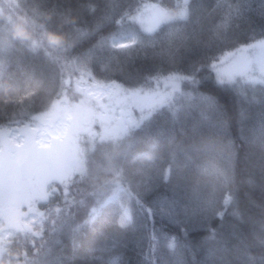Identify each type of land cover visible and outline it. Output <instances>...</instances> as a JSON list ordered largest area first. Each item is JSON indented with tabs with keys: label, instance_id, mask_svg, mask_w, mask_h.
<instances>
[{
	"label": "trees",
	"instance_id": "1",
	"mask_svg": "<svg viewBox=\"0 0 264 264\" xmlns=\"http://www.w3.org/2000/svg\"><path fill=\"white\" fill-rule=\"evenodd\" d=\"M147 3L188 12L144 32L137 15ZM0 6V128H29L57 102L73 114L49 159L30 153L29 171L28 158L0 176L1 187L25 180L33 195L22 207L31 209L23 229H12L0 257L13 264H264V79L221 80L215 69L264 44V0ZM132 32L134 44L111 45ZM49 34L63 39L51 43ZM96 81L126 90L166 82L174 90L124 123L105 109L109 95L90 90ZM117 184L130 194L129 217L109 204L92 220Z\"/></svg>",
	"mask_w": 264,
	"mask_h": 264
},
{
	"label": "rangeland",
	"instance_id": "2",
	"mask_svg": "<svg viewBox=\"0 0 264 264\" xmlns=\"http://www.w3.org/2000/svg\"><path fill=\"white\" fill-rule=\"evenodd\" d=\"M1 7V6H0ZM184 9H180L177 13L173 10H162L156 3H147L137 15V20L142 31L152 32L157 29L162 22L172 19L175 16H185ZM138 40V33L132 32L124 35H118L111 39L110 43L113 47H125L134 44ZM218 77L232 80L236 76L244 75L251 79H264V44L244 48L235 53L230 59L215 67ZM171 84V83H170ZM169 83L160 84L153 88L142 89H121L111 83L96 81L92 83L90 90L99 93L102 96L109 95L110 100L104 107L108 111L111 108L115 111V116L124 123L131 122L138 115L146 113L149 109V101L165 98L169 96L174 88H169ZM179 86L180 84L177 83ZM125 114V116L123 115ZM72 110L65 102H57L53 108L46 113L38 115L35 123L29 128L27 125H14L7 128H0V176L8 172L10 175L20 168L15 165L17 161H27L28 171L35 164V158L30 153H37V156H45V160L51 157L52 151L57 147V142L61 140L67 133L72 119ZM117 133L112 132L110 134ZM91 148V147H90ZM86 147L85 156L90 149ZM74 151V150H72ZM71 153V156H74ZM141 156L152 157L150 152H145ZM54 162L59 163L55 160ZM50 161L47 162L49 165ZM17 164V163H16ZM6 167V168H5ZM9 167V168H8ZM18 181V180H17ZM14 181L5 187H1L0 207L14 206L22 208L27 202L32 203V191L29 192V185L25 181ZM36 184V182H35ZM39 186L34 189H39ZM131 197L129 192L122 184H117L111 193L103 199V201L94 209L92 220L109 204L119 205L126 217H129ZM9 214L0 215V253L5 248V242L14 237L12 228H10Z\"/></svg>",
	"mask_w": 264,
	"mask_h": 264
},
{
	"label": "water",
	"instance_id": "3",
	"mask_svg": "<svg viewBox=\"0 0 264 264\" xmlns=\"http://www.w3.org/2000/svg\"><path fill=\"white\" fill-rule=\"evenodd\" d=\"M30 208H15L14 206L0 207V215L3 216L6 212L10 213V228H14L15 231H21L23 229L22 219L27 217L30 213Z\"/></svg>",
	"mask_w": 264,
	"mask_h": 264
},
{
	"label": "clouds",
	"instance_id": "4",
	"mask_svg": "<svg viewBox=\"0 0 264 264\" xmlns=\"http://www.w3.org/2000/svg\"><path fill=\"white\" fill-rule=\"evenodd\" d=\"M20 35H23V33H19ZM63 39V37L61 36H58V35H55V34H49V41L51 43H54V44H57V43H60V41ZM23 253H13V256L14 257H19L20 255H22ZM0 264H13L12 261L6 259V258H3V257H0ZM17 264H22V262H20L19 260H17Z\"/></svg>",
	"mask_w": 264,
	"mask_h": 264
},
{
	"label": "flooded vegetation",
	"instance_id": "5",
	"mask_svg": "<svg viewBox=\"0 0 264 264\" xmlns=\"http://www.w3.org/2000/svg\"><path fill=\"white\" fill-rule=\"evenodd\" d=\"M7 214H9V220H10V213H9V211L8 212H6L3 216H5V215H7ZM26 218V217H25ZM24 217H23V219H22V225L24 224V219H25ZM10 226V225H9Z\"/></svg>",
	"mask_w": 264,
	"mask_h": 264
}]
</instances>
